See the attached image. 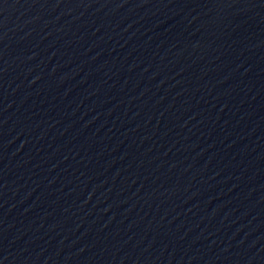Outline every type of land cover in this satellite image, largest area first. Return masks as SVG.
Segmentation results:
<instances>
[{"label": "water", "instance_id": "obj_1", "mask_svg": "<svg viewBox=\"0 0 264 264\" xmlns=\"http://www.w3.org/2000/svg\"><path fill=\"white\" fill-rule=\"evenodd\" d=\"M0 264H264V0H0Z\"/></svg>", "mask_w": 264, "mask_h": 264}]
</instances>
